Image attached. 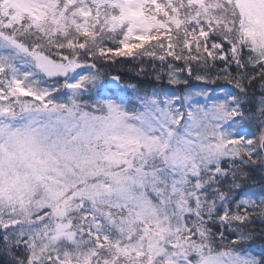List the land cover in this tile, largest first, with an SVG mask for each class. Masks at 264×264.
I'll use <instances>...</instances> for the list:
<instances>
[{"label": "snow or ice", "instance_id": "obj_1", "mask_svg": "<svg viewBox=\"0 0 264 264\" xmlns=\"http://www.w3.org/2000/svg\"><path fill=\"white\" fill-rule=\"evenodd\" d=\"M0 264H264V0H0Z\"/></svg>", "mask_w": 264, "mask_h": 264}]
</instances>
